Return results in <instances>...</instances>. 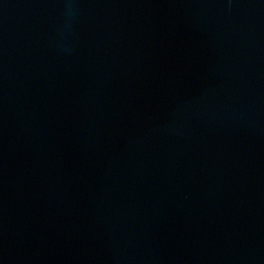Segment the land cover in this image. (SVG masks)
<instances>
[{
	"label": "water",
	"instance_id": "water-1",
	"mask_svg": "<svg viewBox=\"0 0 264 264\" xmlns=\"http://www.w3.org/2000/svg\"><path fill=\"white\" fill-rule=\"evenodd\" d=\"M0 264H264V0H0Z\"/></svg>",
	"mask_w": 264,
	"mask_h": 264
}]
</instances>
